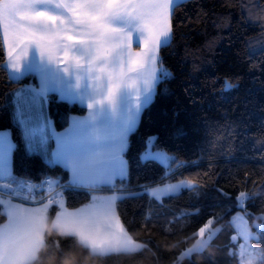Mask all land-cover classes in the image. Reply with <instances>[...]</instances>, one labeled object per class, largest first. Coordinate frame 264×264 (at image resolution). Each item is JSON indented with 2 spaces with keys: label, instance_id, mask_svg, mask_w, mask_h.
<instances>
[{
  "label": "trees",
  "instance_id": "obj_1",
  "mask_svg": "<svg viewBox=\"0 0 264 264\" xmlns=\"http://www.w3.org/2000/svg\"><path fill=\"white\" fill-rule=\"evenodd\" d=\"M171 21L172 39L160 48L169 74L130 134L125 152L129 174L114 185L128 191L117 202L118 213L143 247L88 260L81 256L79 264H238L240 242L233 239L237 230L231 219L240 210L258 232L255 246L264 247V0H184L174 6ZM6 62L0 30V130L12 133L16 183L48 176L67 182L66 168L28 150L14 118L13 92L37 85L36 75L14 79ZM48 108L57 130L66 129L73 115L88 112L56 93L49 94ZM152 137L155 149L171 155L170 165L143 158ZM187 181L195 186L176 188L161 199L146 191ZM242 192L247 193L245 207L239 205ZM94 193L65 187L66 207H80ZM57 210L55 205L49 218ZM209 220L215 229L210 242L182 257ZM48 245L57 257L75 250L73 240L52 235Z\"/></svg>",
  "mask_w": 264,
  "mask_h": 264
},
{
  "label": "snow or ice",
  "instance_id": "obj_2",
  "mask_svg": "<svg viewBox=\"0 0 264 264\" xmlns=\"http://www.w3.org/2000/svg\"><path fill=\"white\" fill-rule=\"evenodd\" d=\"M172 3L173 0H17L14 10L6 8L0 13V29L8 45L13 70H19L29 48L35 46L40 57H47L65 72L73 65L76 69L86 68L98 91H101L98 82L106 78L103 98L96 103L114 105L129 73H140L146 90L151 86L161 38L171 33ZM41 4H54L60 11L39 10ZM135 33H139L142 51H133ZM77 50L83 55L76 54ZM114 57L120 61L118 68L113 66ZM82 59L85 60L83 64ZM92 107L90 103L89 108ZM103 175V170L77 168V177L85 184H95ZM108 182L111 183V177ZM0 186L7 189L11 198L7 203L0 199V213L5 216L0 221V245L7 246V253L0 255V264H9L18 247L28 245L24 255H30L38 247L32 238L49 219L53 202L45 203L35 197L29 199L22 194L21 187L3 181ZM40 195L43 196V191ZM114 201L115 197L93 195L89 204L69 210L61 199L56 202L58 210L52 220L58 228L78 231L82 239L92 242L100 255L134 252L140 245L135 244L115 217ZM207 223L211 225L212 221ZM204 234L205 228H201L199 235L203 237ZM243 239L247 242L249 236L244 235ZM205 246L197 240L193 249L203 250ZM245 253H239L241 264Z\"/></svg>",
  "mask_w": 264,
  "mask_h": 264
},
{
  "label": "crops",
  "instance_id": "obj_3",
  "mask_svg": "<svg viewBox=\"0 0 264 264\" xmlns=\"http://www.w3.org/2000/svg\"><path fill=\"white\" fill-rule=\"evenodd\" d=\"M16 3L17 0H0V13L6 8L14 10ZM38 9L52 13L60 11L54 4H41L38 5ZM0 30L3 39L2 29ZM4 46L10 76L20 79L28 74H34L38 80L37 85L26 84L12 94L14 118L22 128L28 150L41 154L49 163L60 164L66 168L70 173L66 187L86 188L95 191L94 195L97 196L115 197V217L119 218L128 235L135 240L122 222L117 208V202L125 197L128 191L114 188V185L119 178L127 177L129 174L125 157L133 129L128 126L129 113L140 111L139 106L144 107L148 97L151 99L152 91H148L147 98L141 97L145 92V86L143 85V91H140L142 81L139 79L136 85L139 91L137 88L123 86L116 96L114 105L108 103L100 105L96 101L103 98L107 87L106 78L98 82L101 86V91H98L86 68L76 69L73 65L65 72L57 64L50 63L47 57H40L35 46L29 48V53L22 61L19 70H13L12 61L8 57V45L5 42ZM76 54L83 55L79 50ZM81 63H85V60L82 59ZM63 66L66 65L62 64ZM51 93L58 94L61 99L85 105L88 112L84 115H73L66 129L57 130L48 108ZM90 103L93 105L91 109ZM14 147L11 131L0 130V181L18 187L13 171ZM78 167L103 170L104 175L95 184H85L77 177ZM109 177H111V183L108 182ZM176 185L167 182L149 186L146 191L151 196L161 199L172 194L178 188ZM105 187L110 188L106 190ZM0 199H3L5 203L11 199L7 195V189H3L2 186H0ZM61 199L64 200L63 197ZM52 202L49 216L52 208L57 205L56 202ZM80 207L67 208L73 210Z\"/></svg>",
  "mask_w": 264,
  "mask_h": 264
},
{
  "label": "clouds",
  "instance_id": "obj_4",
  "mask_svg": "<svg viewBox=\"0 0 264 264\" xmlns=\"http://www.w3.org/2000/svg\"><path fill=\"white\" fill-rule=\"evenodd\" d=\"M119 59L113 58V66L119 67ZM125 71H127V63L125 61ZM140 73H129L124 80V87L135 88V82L141 79ZM103 222V221H102ZM50 235L61 238L71 239L74 242L75 250H69L62 257H57L54 253H50L48 239ZM250 236L254 233L249 232ZM38 247L30 255H24V248L28 245L18 247L9 264H79L81 256L85 259H92L100 255L98 250L92 247V242L82 239L76 230H67L58 228L54 225L51 218L42 224L38 232L32 238ZM7 253V246L0 245V255ZM238 264H241L240 259ZM242 264H264V247H253L246 251Z\"/></svg>",
  "mask_w": 264,
  "mask_h": 264
},
{
  "label": "rangeland",
  "instance_id": "obj_5",
  "mask_svg": "<svg viewBox=\"0 0 264 264\" xmlns=\"http://www.w3.org/2000/svg\"><path fill=\"white\" fill-rule=\"evenodd\" d=\"M181 1H184V0H173L171 14H170L171 33H170L169 37H162L161 38V46H160V48L163 45L168 44L171 41V39H172V34H173L172 33V21H171L172 12H173L174 6L177 3L181 2ZM134 40L136 42L133 44V51H142V47L143 46H142V43L139 40V33H135L134 34ZM137 44H139L140 46L137 47L136 46ZM160 48L158 50L157 70L155 72L154 79L151 82V86L147 90L144 89L145 92H143L142 95H141V97H143L145 99V98H147L149 96V92L148 91L151 90L152 91V95H151L152 97H151V99H150V97H148L144 107H143V105L139 106L140 111L129 113L130 115H129V120H128V126H131L133 128L132 131L139 124L144 108L154 99V96H155L156 91H157L158 84L161 81V79L163 78V75L166 74V73H167V75L169 74V71L166 70L164 68V66L161 64ZM141 81H142V79H141ZM143 85H144V83L142 82L140 91H143V89H142ZM155 139H156V137H152L151 138V140L149 142V145H148V149L143 154V158L145 160L146 159L155 158V159L160 160L165 165H170L171 159H172L171 155L168 152H166L165 150L155 149L154 148ZM193 186H195V183L194 182H190V181H187L185 183H180V184L176 185V187H178V188L179 187L192 188ZM241 194H243V195H241ZM241 194L239 196V205L241 207H245V203H246V199H247V193L246 192H242ZM231 220H232V222H233V224H234V226L236 227V230H237V234L235 236V240L239 241L240 245H244L243 248H241L240 245H239L238 253H240L241 251H247L249 249V245H251V248L256 247L252 239L258 237V232L254 231L252 229V226L250 224V219H249L247 213L245 211H243V210H240V211L236 212L235 214H233ZM257 224H258V226H263V224L260 223V222L257 223ZM204 228H205V234H204L203 237L199 236L198 240H201V242H203V243H205L207 245L210 242V240L212 239V237L214 236L215 229L212 228L211 225H207ZM250 231L252 233H254L253 236L249 235ZM244 235H248L249 236V240L247 242L243 239ZM133 241H135V243L140 245V247L137 250H139V249H141L143 247V243L142 242L137 241V240H133ZM194 251H200V250L193 249V245H192V246H190L189 248H187L185 250V252L182 255V257L183 256H187V255H191Z\"/></svg>",
  "mask_w": 264,
  "mask_h": 264
},
{
  "label": "built area",
  "instance_id": "obj_6",
  "mask_svg": "<svg viewBox=\"0 0 264 264\" xmlns=\"http://www.w3.org/2000/svg\"><path fill=\"white\" fill-rule=\"evenodd\" d=\"M49 182H53L49 184ZM19 187L23 190V195L29 199L35 197L37 200H51L57 202L63 197L64 184L59 183L53 176H48L40 182L23 180ZM29 188L31 190H29ZM43 191V196L40 193Z\"/></svg>",
  "mask_w": 264,
  "mask_h": 264
}]
</instances>
